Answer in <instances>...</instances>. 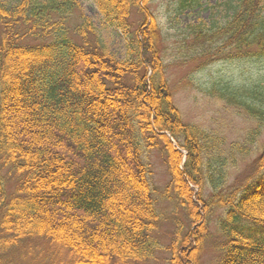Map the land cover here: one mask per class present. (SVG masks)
Instances as JSON below:
<instances>
[{"label": "trees", "instance_id": "1", "mask_svg": "<svg viewBox=\"0 0 264 264\" xmlns=\"http://www.w3.org/2000/svg\"><path fill=\"white\" fill-rule=\"evenodd\" d=\"M169 1L182 12L209 0ZM92 2L124 36L122 60L76 0H0V234L45 240L69 253L66 264L154 258L160 215L144 146L162 155L164 193L182 216L172 218L169 264H204L211 242V264H264V146L232 180L227 172L264 128V69L221 95L256 123L225 155L222 140L184 124L172 102L152 0ZM222 7L221 23L185 27L194 70L219 60L264 66V0Z\"/></svg>", "mask_w": 264, "mask_h": 264}, {"label": "rangeland", "instance_id": "2", "mask_svg": "<svg viewBox=\"0 0 264 264\" xmlns=\"http://www.w3.org/2000/svg\"><path fill=\"white\" fill-rule=\"evenodd\" d=\"M76 1L83 16L92 22L107 53L122 60L126 52L124 36L104 23L92 0ZM223 2L224 0H209L199 8L174 12L175 7L169 0H152L149 10L155 16L162 32L161 56L166 66L167 82L172 91V102L182 122L197 126L220 138L223 150L226 151L225 155H228L232 145L244 143V137L247 132L255 129L256 123L243 110L222 99L221 95L263 77L264 66L248 60H219L195 71L194 67L199 61H188L194 53V45L190 39L184 38L187 25L198 24L200 21L207 25L221 23L224 14ZM130 20L137 25L140 21L139 13L134 10ZM254 141L256 143L245 159L236 156L237 162L234 166L228 163L230 180L251 162L264 146V128L254 137ZM141 150L143 162L148 170L152 198L160 215L159 229L155 236L161 248L154 251V258L130 264H169L167 245L173 229L172 218L177 213L174 203L166 198L164 193L170 176L159 151L147 150L144 146ZM1 175L5 178L6 191L10 194L14 185L12 174L7 175V171L2 170ZM177 216L182 218L180 213L175 217ZM186 227L184 224V229ZM11 237L5 233L0 234V264H66L71 260L66 250L54 247L45 240L26 237L12 242ZM212 246L213 242L206 248L204 264H211L215 259Z\"/></svg>", "mask_w": 264, "mask_h": 264}]
</instances>
